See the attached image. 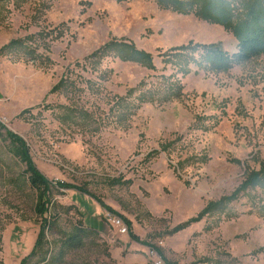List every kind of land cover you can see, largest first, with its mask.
<instances>
[{"label":"rangeland","instance_id":"374dc122","mask_svg":"<svg viewBox=\"0 0 264 264\" xmlns=\"http://www.w3.org/2000/svg\"><path fill=\"white\" fill-rule=\"evenodd\" d=\"M28 37L23 50L0 55V264L28 259L44 217L42 251L24 264H153L150 248L161 253V264H264L259 188L172 234L207 203L230 195L244 178V162L256 171L264 163V56L216 72L196 49L185 52L195 63L184 74L171 50L215 44L230 61L238 42L223 27L154 0L1 3L0 49ZM112 38L151 54L156 70L112 56L86 60ZM62 77L69 85L49 94ZM165 82L180 87L166 102ZM6 131L21 137L46 179L85 189L146 245L128 230L121 234L117 217L75 190L51 187L40 218ZM77 226L86 233L82 247L64 249Z\"/></svg>","mask_w":264,"mask_h":264},{"label":"trees","instance_id":"16d2710c","mask_svg":"<svg viewBox=\"0 0 264 264\" xmlns=\"http://www.w3.org/2000/svg\"><path fill=\"white\" fill-rule=\"evenodd\" d=\"M6 0H0V4ZM116 2H125L128 0H113ZM157 6L163 10H169L178 15H190L193 14L196 18L200 19L209 24L219 25L223 27L225 31L233 35L237 40V52L231 56L230 61H228L227 53L221 51L215 44L211 45H194L191 43L187 46H181L179 48L173 49L171 51L174 54H171V57L177 60L176 65H185L183 73L188 71L185 69L189 64L195 63L192 57H189L185 52L200 50L202 52L203 58L206 63L209 65L210 69L213 71H225L231 67V64L234 62L236 64H242L248 62L252 59L264 56V0H238L239 5L233 6L235 0H154ZM241 9V12H240ZM31 37H28L24 40H12L7 45L3 46L0 49V55L2 53H13L16 50H23V45L26 41H31ZM112 56L113 58L123 62V63H133L148 71H155L156 68L153 64V56L145 51L139 50L136 46L126 40L120 39H110L99 49L94 51L86 60H93L98 63L101 62L105 57ZM163 58V56L161 57ZM207 59V60H206ZM165 60L164 62H167ZM171 62V60L169 61ZM181 71V69H180ZM70 79L67 77H62L61 80L50 90L49 94L59 92L60 89H63L69 85ZM169 78H164L163 81L168 82ZM143 83H140V86ZM166 88L164 99L161 101H168L172 97H178L179 92L178 84L176 83H166L163 85ZM132 93V92H131ZM154 92H149L151 98ZM144 98V96L142 97ZM67 110H72L67 108ZM74 113H78L77 109L73 110ZM84 116H88L86 112H80ZM80 114V115H81ZM3 126L0 123V129L4 130ZM6 137L10 141L11 148L9 150L10 154L17 159L19 162L25 165V176H27V182L30 188L35 191L38 204L36 206V214L42 218L46 213V205L50 203L48 201V192L49 189L55 188L57 190H75L83 195L89 196L91 199L96 201L101 208L112 216L120 219L123 224L126 226L129 231V237L131 240L139 244H144L136 236L130 232V222L124 219L122 216L118 215L115 211L105 206L98 198L89 194L85 189L69 185L63 182H51L46 179L32 164L29 156L28 150L25 142L21 137L17 136L13 132L6 131ZM169 145H163L161 147L162 151H168ZM201 162H204V159H200ZM235 164H240L238 160L232 161ZM243 167L246 168L244 178L241 183L230 193L228 196L221 197L219 200L214 202H209L203 208V210L195 217L187 222L176 226L172 234L177 233L190 224L197 223L202 220L205 216H211L215 214L224 213L228 205L237 201L240 196L247 193L253 189H262L264 190V163L259 167V170H250L247 168L246 162H244ZM184 166V163L177 164L178 170H181ZM117 183V180H116ZM43 224H41L39 234L36 239L35 247L32 254L28 257H33L42 251V245L45 238V231L49 229L48 223L46 222L45 217L42 218ZM50 225V224H49ZM75 232L64 238L62 247L67 250H77L82 247L85 231L81 226H77L74 230ZM157 255L161 258V253L156 249ZM261 252H264V248L260 249ZM42 255V253H41ZM28 259L22 261L21 264ZM41 262L46 261V253L43 252V255L39 259Z\"/></svg>","mask_w":264,"mask_h":264},{"label":"built area","instance_id":"2783aa9c","mask_svg":"<svg viewBox=\"0 0 264 264\" xmlns=\"http://www.w3.org/2000/svg\"><path fill=\"white\" fill-rule=\"evenodd\" d=\"M113 223H114L115 225H117V227L119 228V232H120L121 234L126 233L127 228H126V226L123 224V222H122L120 219L115 218V220H114ZM150 250H151L150 255H152V256L156 255V256H157V253H156V251H155L154 249L150 248ZM152 256H151V257H152ZM156 256H155V258L152 257V258H153V259H152V263H153V264H161L160 258H156ZM157 257H158V256H157Z\"/></svg>","mask_w":264,"mask_h":264},{"label":"crops","instance_id":"0c3cea01","mask_svg":"<svg viewBox=\"0 0 264 264\" xmlns=\"http://www.w3.org/2000/svg\"><path fill=\"white\" fill-rule=\"evenodd\" d=\"M202 210H203V209H202ZM202 210H201V211H202ZM201 211H200V212H201ZM200 212H199V213H200ZM199 213H198V214H199ZM124 219H125V218H124ZM191 219H192V218H191ZM182 224H183V223H182ZM132 241H133V240H132ZM134 242H135V241H134Z\"/></svg>","mask_w":264,"mask_h":264}]
</instances>
